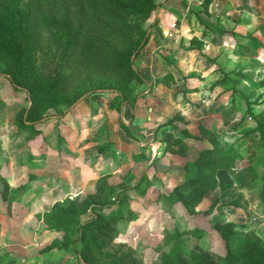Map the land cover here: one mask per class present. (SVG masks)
Segmentation results:
<instances>
[{"label": "rangeland", "instance_id": "1", "mask_svg": "<svg viewBox=\"0 0 264 264\" xmlns=\"http://www.w3.org/2000/svg\"><path fill=\"white\" fill-rule=\"evenodd\" d=\"M155 1L141 23L144 40L131 57L134 69L142 47L155 52L146 87L155 101L145 100L155 124L125 133L116 115L115 126H107L106 147L83 143L90 138L84 121L75 126L60 117L84 99L113 96L110 87L90 89L96 82H83L65 96L38 92V118L24 126L33 101L7 76L14 64L6 48L0 50V264H86L75 232L53 230L43 220L56 205L75 208L80 220L96 214L100 204L102 212L128 214L99 264H163L172 249L217 262L215 255L225 249L220 229L254 230L264 246V0H210L205 11L201 0ZM168 2L181 11L174 19L177 30L170 32L158 28L156 17ZM17 16H3L0 26L21 43L24 58L27 41ZM53 30L33 54L34 65L45 61L52 73L43 81L48 83L56 80L57 58L69 41L66 29ZM30 65L22 62L16 71L31 73ZM133 101H126L128 107ZM212 140L227 156L215 158L200 179L197 155ZM150 141L151 158L143 149ZM166 152L168 162L161 159ZM190 181L195 183L178 187ZM102 186H111L113 199L104 201ZM199 188L202 195L195 199ZM168 192L170 202L164 199ZM61 242H67L65 249Z\"/></svg>", "mask_w": 264, "mask_h": 264}, {"label": "trees", "instance_id": "2", "mask_svg": "<svg viewBox=\"0 0 264 264\" xmlns=\"http://www.w3.org/2000/svg\"><path fill=\"white\" fill-rule=\"evenodd\" d=\"M209 2L210 0L199 2L203 11ZM156 5L155 0H0V19L5 15L17 14L22 19L27 41L23 58L21 43L7 35L6 28L0 26V50L6 48V53L14 64L7 71V76L13 83L24 86L33 101L25 115V119L30 122L24 126L35 125L34 121L38 118L35 101L38 94L46 90L65 96L74 91L76 85L96 82L89 86L90 89L110 87L114 92L110 102L116 113L119 112L122 101H133L130 81L139 76L131 66V57L137 53L144 40L141 23ZM55 26L66 29L69 41L62 48L59 59L57 58L56 65L62 69H56V80L48 83L43 81L51 78L52 73L44 67L45 61L34 65L33 54L42 40L54 35ZM47 46L46 44L45 48ZM22 62L31 63L29 75L16 71ZM118 120L125 133H128L126 125ZM261 136L264 137V134L261 133ZM219 146L217 141L212 140L207 149L199 152L196 177L204 178L215 158L227 156L226 152H219ZM262 178L264 179V172ZM192 183L195 181L183 182L178 187L184 189ZM110 188L111 186L100 188L106 202L113 199L112 192L108 190ZM202 192L203 188H199L195 192V199ZM170 196L171 192L165 193L164 199L170 202ZM100 206L101 204L96 214L85 220L79 219L80 212L75 208L66 209L59 205L43 215V220L53 230L75 232L74 239L80 242L78 254L82 255L86 264H99L110 255V252L104 250L106 245L124 229L130 219L126 213L102 212ZM219 233L225 246L222 254L215 255L219 264H264V246L254 230L227 234L225 229H220ZM71 240L69 238L67 242ZM66 243L61 242L59 247L65 249ZM97 254L99 255L96 256ZM211 260L208 255L198 256L191 252L180 256L176 249H172L164 258L163 264H217Z\"/></svg>", "mask_w": 264, "mask_h": 264}, {"label": "crops", "instance_id": "3", "mask_svg": "<svg viewBox=\"0 0 264 264\" xmlns=\"http://www.w3.org/2000/svg\"><path fill=\"white\" fill-rule=\"evenodd\" d=\"M179 10V7L175 3L171 2L166 3L164 6L158 7V16H156L158 17V28L167 32H170L171 30H177L178 27L177 24H175L174 19L181 18V11ZM199 15L201 17V14ZM173 22L174 26L172 27L171 23ZM182 27V24H180V35L185 32V29H182ZM155 61V52L149 53V49H147V47H142L139 53L136 55L133 65L139 78L131 82V88L135 95V100L130 107H128L126 101H122L119 112L116 113L109 99L111 96H107L108 98H104L103 101L98 102H90L84 99L81 102L79 101L74 103L63 115H61L60 119L65 121L67 118V121H70L69 124L75 126L80 125L81 121H84V124H86L85 131L87 132V136H90V138L85 139L83 143L87 141L88 146H91L93 149L100 146L106 147L107 126H115L116 115L119 116L120 121L126 125L128 130L134 134H136L135 131L137 130L141 132L142 129H140V127L144 126L145 124L149 126L151 124H155V116L151 118L146 112L150 107H145L147 103L146 101H155V92L149 94L146 92L149 77H151L155 71ZM141 94L142 97H140ZM87 99L91 100L90 97ZM79 129V131H81V128ZM137 135L141 136V133ZM69 137L67 140H70ZM150 140H152V137H150ZM135 142L143 143L140 140H135ZM143 149H147L144 150V152L149 155V158H151L155 152L154 142L150 141L147 144V147ZM168 154L169 153L166 152L163 157H161V159L168 162L169 159H171ZM86 156L87 154L84 153L83 157L85 158Z\"/></svg>", "mask_w": 264, "mask_h": 264}, {"label": "built area", "instance_id": "4", "mask_svg": "<svg viewBox=\"0 0 264 264\" xmlns=\"http://www.w3.org/2000/svg\"><path fill=\"white\" fill-rule=\"evenodd\" d=\"M173 23H171V25H172Z\"/></svg>", "mask_w": 264, "mask_h": 264}]
</instances>
